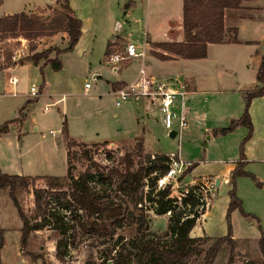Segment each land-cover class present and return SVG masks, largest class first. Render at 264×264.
<instances>
[{"label": "trees", "instance_id": "trees-1", "mask_svg": "<svg viewBox=\"0 0 264 264\" xmlns=\"http://www.w3.org/2000/svg\"><path fill=\"white\" fill-rule=\"evenodd\" d=\"M243 1L248 0H184L185 42L160 44V48L183 59H203L207 57L210 44L228 41L237 43L236 37L227 40L225 36V13L227 9H238ZM2 2L3 0H0V7ZM56 5L60 9L55 10L54 16L48 21H44L39 15L25 13L0 18V39L12 38L18 42L23 38L29 42L30 51L36 52L38 40L66 33L65 48L52 47L47 51L34 53L26 60L40 66L41 70L50 65L58 72L63 69L59 56L72 52L82 36V22L75 16L69 0H57ZM110 48L109 44L107 56L111 54ZM53 53H56L55 57H51ZM13 55L4 56L0 70L17 66L12 61ZM257 81L263 87L246 94L243 115L220 131L226 135L240 127L249 129V135L242 144V160L233 172L228 219L235 210L249 217L236 195L235 178L249 175L243 169L247 163L244 145L252 138L254 132L250 115L251 104L254 99L264 96V60L258 71ZM13 122L0 127V134L7 133L9 125ZM63 135L64 141L67 142L68 160V173L65 177L34 178L0 171V197L3 192H10L23 222L22 247L27 246L33 232L50 228L58 233L56 257L62 263L67 260L72 248H78L76 242L79 243L81 240L87 242V247L102 248L97 249L99 258L89 260L87 264H215L219 255L226 250H229L226 264L235 263L239 242L233 238L231 225L225 237H191L197 221L207 210L198 184L192 186L182 198L172 197L171 185L165 190H157L158 179L169 169L166 165L167 155L160 154L157 157L146 155L144 142L138 139L135 149L127 152L119 160L121 169L105 173L94 161L91 151L84 150L82 154L87 158V168L76 176L70 161V149L74 145L82 147L84 145L69 136L66 121ZM108 157L111 159L110 155ZM195 168L196 165L188 168L179 180L182 181L184 176L191 174ZM113 174L118 176V182L104 183V179L112 178ZM40 179L47 181V188H34L35 215L31 220L19 204L16 194L22 189L34 187L36 181ZM107 184L110 191H107ZM147 204L153 206L151 210L157 216H169L168 232L165 235L151 230ZM120 228L127 234H118ZM4 242L5 230L0 225V249ZM257 244L262 259L254 264H264V236ZM29 256L34 262L41 258Z\"/></svg>", "mask_w": 264, "mask_h": 264}, {"label": "crops", "instance_id": "crops-1", "mask_svg": "<svg viewBox=\"0 0 264 264\" xmlns=\"http://www.w3.org/2000/svg\"><path fill=\"white\" fill-rule=\"evenodd\" d=\"M56 2L57 0H3L0 7V18L25 13L27 15H39L44 21H48L53 17L52 15L45 18L49 16L48 11L58 10ZM123 3H125L124 9L121 7ZM69 4L75 16L82 22V36L74 50L68 53L72 54L73 58H80L81 54L84 53V58L87 59L89 54L93 55L97 43L108 42L105 51L103 50L105 58H107L109 44L111 45L109 49L111 53L119 52L129 42L133 43L131 39L134 37L133 31L136 28L141 30L144 37V46L138 48L139 51L146 52L145 60L139 59L141 66L145 64L150 74L169 82L174 90H177L181 84L186 88L188 94L185 100L190 123L189 129L186 131L187 136H189L188 139H200L199 129L204 126L202 117L207 112V109L203 108V96L206 94L220 96L217 105L221 113V124H217L218 126L213 130L209 127L204 128V132H213L214 135H217L222 129L227 128L232 121L238 120L243 115L246 94L263 87L257 81V74L264 60V0L243 1L238 9H227L224 21L225 36L227 40L236 37L238 42L228 41L220 44H210L207 57L203 59H183L156 48L158 44L185 42L184 0H117L114 6L111 1L107 2V0H69ZM112 18L116 21L123 18L122 23L126 22V25L116 24L114 20L111 21ZM59 34H63V38L67 42V34ZM57 35L52 36V38ZM44 38L38 42L40 48L45 42ZM243 47L246 48L245 51H240ZM211 48L221 49L216 54L211 55ZM64 54L59 56L64 66L63 69L67 67L61 59ZM162 56L165 58H161ZM131 65V62L123 63L109 73L104 69H102L103 71L100 70L96 64L90 63L86 72L92 75L93 79H99V84L96 82L95 87L90 85V88L87 89L86 85L88 83H86L83 95L87 97L107 95L116 97V92L131 82L126 78V72ZM22 68H29L33 73L40 74L39 76L42 77L40 97L36 101L44 99V107L50 105L51 108L61 104L65 106L66 100L63 92L73 87L70 83L72 77L70 73H66L65 70L55 72L50 65L41 70L40 66L31 62H24L21 65L0 70V93L4 90V94H0V98L9 97L14 99L10 107L2 106L5 107L6 111L3 113L5 118L0 120V127L5 123L14 122L9 125L7 133L0 134V171L19 176L25 175H23L22 167L17 165L18 161L26 158L25 156L29 155V152L35 147L27 142L30 138L27 126L31 124L35 131L39 130V126L34 124L36 121L33 116V107H35L36 102L30 95L31 91L27 94L21 90L20 80L16 75ZM11 77L17 79L15 86L9 83ZM13 92L16 94L13 95ZM69 93L73 95L74 91ZM140 100H131L122 107H118L114 116L115 126L111 128L109 137L99 141L93 140L90 144L110 143L113 145L118 141L126 142L142 139L148 143L147 148L154 149L156 144L155 132L159 128H164L160 122L157 109L148 101L142 103L145 112L141 114V110H139V106L141 107ZM63 109L66 110L65 107ZM148 111L154 112L151 118L146 116ZM250 115L254 132L252 139L245 148L246 161L264 162V159H261V156L264 155V96L253 100ZM21 117L23 118L19 121ZM68 129L69 136L72 139L82 141L76 139L77 137L73 134L70 125ZM13 130H15L14 134ZM59 132L63 136L62 143L59 140L53 141L50 147L56 151L55 153L66 155L67 159L63 128ZM185 134L183 137H185ZM240 134L243 138L247 131H242ZM53 135V137L55 135L57 137L56 133H53ZM232 135H236V132ZM38 144L39 142L35 145ZM157 153L163 154L162 152ZM225 164L227 170L221 176V171L213 166L211 167L212 164H209L210 169L207 173H202L200 169L203 164L194 163L196 168L185 178L188 188L183 190L182 196L192 186L203 180H207L209 184L214 183V188H210L209 191V194H211L209 208L199 218L197 225L192 230L191 237L193 238L205 236L212 238L225 237V234H210L206 229L198 230L202 221L212 214V193L218 188L215 185L216 179H219V186L222 182L224 184L230 182L236 163L231 161ZM10 169H13V171L10 172ZM28 177H47V175H28ZM176 183L175 188L179 186V182ZM180 183H184V181ZM233 238L239 243L247 241L246 243L253 244L260 239L234 236Z\"/></svg>", "mask_w": 264, "mask_h": 264}, {"label": "rangeland", "instance_id": "rangeland-1", "mask_svg": "<svg viewBox=\"0 0 264 264\" xmlns=\"http://www.w3.org/2000/svg\"><path fill=\"white\" fill-rule=\"evenodd\" d=\"M109 1H111L114 6L117 0H107V2ZM125 3L121 5L123 9ZM57 9H60L59 6ZM48 13L49 16L45 18L51 17L52 15L54 16L55 12L48 11ZM112 20H114L116 24L121 23L123 26L126 25V22L122 23L123 18L117 21L112 18L111 21ZM133 35L134 37L131 38L132 42L139 48H142L144 46V37L141 30L136 28V30L133 31ZM44 39L45 42L43 46L40 48L38 45L36 52H31L29 42L22 38V40L26 41L24 45L27 52L26 58H24L22 63L27 62L26 60L32 57L34 53H41L52 47L63 49L66 46V40L63 38V34H59L53 38L52 36L46 37ZM39 41L40 40H38V42ZM107 43L108 42L97 43L93 55L89 54L87 59L84 58V53L81 54L80 58H73L72 54L63 53L64 55L61 59L67 67L62 70L72 75L70 83L73 86L63 92V96H65L66 100L65 106L62 104L56 105L51 107L48 111H45V100L40 99L36 101V99L40 97V88L42 86V77L39 76L40 74L33 73L29 68H22L17 72L16 75L20 80L21 90L29 94L31 87L34 86L39 93L37 98H33L36 102L35 107H33V116L36 121L34 124L35 126H39V130L35 131L31 124L27 126L30 138L29 141H26L31 144L32 147H35L29 152V155L25 156L26 158L21 159V162L18 161L17 164L19 167H22L23 175H47V177H65L67 175L68 160L66 159V155L57 154L55 153L56 151L52 150L50 147L53 141L59 140L62 143L63 136H61L59 130L62 131L65 121L67 122L68 128L70 125L73 134L77 137L76 139L85 142L78 141V143L83 144L84 147L74 145L70 149V161L72 163L73 173L76 176L83 173L87 168V158L82 154L84 150L91 151L90 154L93 156L94 161L102 167L101 171L109 173L113 169H121V166L118 164L119 160L127 152L135 149L138 139L126 142L118 141L113 145L110 143L90 144L93 140L99 141L108 138L111 128L115 126L116 121L114 117L118 109L116 106V97L109 95L103 97H87L83 95V89L86 83H90V85L95 87L96 82L99 80L93 79L92 75L86 72L90 63L96 64L100 70L104 69L109 73L114 69L105 63L106 58L104 51ZM159 45L160 44L156 45V48L159 49ZM23 48L21 40L17 42L12 38L0 39V67L4 63L5 55L11 56ZM219 49L221 48H211L210 54H216ZM245 49L246 48L243 47L240 51H245ZM55 54L56 53L51 54V57H55ZM158 55L160 56V54ZM131 63V67L126 72V78L131 81L130 83L136 80L141 69V61L139 59L133 60ZM257 90L258 89H256V91ZM71 91H74L73 95L69 93ZM0 94H4V90H2ZM219 97L220 96L216 94H206L202 97L204 99L203 108H206L207 112L202 117L204 126L199 129L200 139H188L189 136H187L186 132L185 137L180 141L178 138H171L167 131L159 128L155 132L156 144L154 149L147 148L148 143L143 140L145 154L157 157L160 155L157 152H162L165 155L180 152L184 160L203 164L200 169L202 173H207L208 169H210L209 164H212L211 167L213 166L217 170H220L221 176H223L227 170V165L225 163H230L231 161L236 163V169L239 162L242 160V144L249 135V129L240 127L238 128L240 129L239 131L236 129L234 132L226 135L220 133L214 135L213 132H204L205 127L206 129L209 127L213 130L218 126L217 124H221V113L217 105ZM13 100V98L9 97L0 98V120L5 118L3 114L6 111L5 107H10ZM140 101L141 107L139 106V110H141V114H143L145 112V107L142 103H145L146 100L141 99ZM4 105L6 106L2 107ZM64 107L66 110L63 109ZM153 115V111H148L146 114L149 118ZM22 118L23 117L19 118V121H21ZM245 130L247 134L242 138L240 133L242 131L245 132ZM235 132L236 135H232L233 133L235 134ZM14 133L15 130H13V134ZM53 133H56L57 137L56 135L53 137ZM37 142H39V144L35 145ZM248 142L244 145V155ZM64 144L67 147L66 141H64ZM109 155L111 159L108 157ZM261 159H264V155L261 156ZM246 162L243 169L249 175L236 177L235 184L236 195L242 202L244 212L248 214L249 217L244 216L239 210L233 211L230 219L227 217L228 208L231 203L230 192L233 189L232 179L233 172L235 171L234 169L230 177V182L227 184L222 182V184L213 191L212 214L202 221L198 230L206 229L210 234H225L226 236L228 235L229 226L231 225L234 237L253 239L264 236V162ZM147 166L148 164H146V167ZM12 171L13 169H10V172ZM96 174H98V172H96ZM186 176L188 175H185L182 180L184 183H180L181 180L178 179L179 186L177 188H175L176 186L172 188L171 195L178 198L183 197V190L188 188L185 183ZM100 179L101 178H99V180ZM104 180V183H117L118 176L113 174L112 178ZM34 188H47V181L45 179L37 180L34 187L30 186L28 189H22L16 194L19 204L31 220L35 215ZM106 188L108 189L107 191H110V186L108 184ZM209 193L207 194L208 201L211 200V194ZM147 207V216L151 230L165 235L168 232L169 217L166 215L157 216L151 210L153 207L152 205L147 204ZM0 225L5 230V242L2 249H0V264H87L89 260L99 258L100 255L97 253V249H102L97 248V246L95 248L87 247V242L81 240L79 243L76 242L78 248H72L67 260L62 263L56 257V244L59 238L58 233L50 228L33 232L29 237L27 246L22 247L21 229L23 227V222L19 217L18 210L9 191L3 192L0 197ZM117 233L127 234L123 228L118 229ZM236 253L237 256L234 264H254L262 259V254L259 251L257 243H239ZM29 255H35L41 258L34 262ZM228 258L229 250H226L225 253L219 255L215 264H226Z\"/></svg>", "mask_w": 264, "mask_h": 264}, {"label": "built area", "instance_id": "built-area-1", "mask_svg": "<svg viewBox=\"0 0 264 264\" xmlns=\"http://www.w3.org/2000/svg\"><path fill=\"white\" fill-rule=\"evenodd\" d=\"M19 40L22 41L24 48L15 52L12 57V61L16 65H19V63L26 58L27 54L24 45L27 40H22V38ZM145 58V51H139L136 44L128 43L121 51L108 55L106 58V64L112 68H118L123 63H130L136 59L145 60ZM9 83L12 86H15L17 84V79L11 77ZM86 88H90V83L86 85ZM12 94L15 95L16 93L13 92ZM187 94L184 85L181 84L177 90H174L169 82L150 74L147 71L145 64H142L137 79L116 92V105L117 107H122L125 103L136 99H144L148 101L157 109L164 130L168 132L170 137L171 133L175 132V139L178 138L181 141L185 132L190 127L185 100ZM30 95L33 98L39 96V93L34 86L31 88ZM49 108L50 105L46 106L44 110L48 111ZM166 165H168L169 169L165 175L158 179L156 184L157 190H165L170 185L174 188L178 179L185 174L188 168L194 166V163L184 160L179 152L168 155ZM198 185L200 188L199 192L203 194V200L206 202V209H208L209 201L207 200V194L209 193L210 188H214V183L211 182L209 184L207 180H203L199 182ZM187 193L188 191L183 196Z\"/></svg>", "mask_w": 264, "mask_h": 264}, {"label": "water", "instance_id": "water-1", "mask_svg": "<svg viewBox=\"0 0 264 264\" xmlns=\"http://www.w3.org/2000/svg\"><path fill=\"white\" fill-rule=\"evenodd\" d=\"M175 136H176V133L175 132H173V133H171V137L172 138H175ZM219 179H216V183H215V185H216V187H219Z\"/></svg>", "mask_w": 264, "mask_h": 264}]
</instances>
